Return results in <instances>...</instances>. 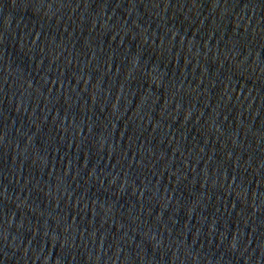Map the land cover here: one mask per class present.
I'll return each instance as SVG.
<instances>
[{"label": "water", "instance_id": "1", "mask_svg": "<svg viewBox=\"0 0 264 264\" xmlns=\"http://www.w3.org/2000/svg\"><path fill=\"white\" fill-rule=\"evenodd\" d=\"M0 264H264V0H0Z\"/></svg>", "mask_w": 264, "mask_h": 264}]
</instances>
